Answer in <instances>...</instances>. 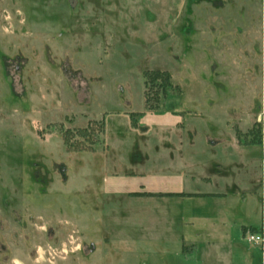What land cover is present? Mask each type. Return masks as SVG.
Masks as SVG:
<instances>
[{
    "label": "rangeland",
    "instance_id": "obj_1",
    "mask_svg": "<svg viewBox=\"0 0 264 264\" xmlns=\"http://www.w3.org/2000/svg\"><path fill=\"white\" fill-rule=\"evenodd\" d=\"M153 71L178 93L147 109ZM189 116L262 146L264 0H0V264H188L122 188L177 169L147 132ZM248 230L215 251L264 264Z\"/></svg>",
    "mask_w": 264,
    "mask_h": 264
},
{
    "label": "crops",
    "instance_id": "obj_2",
    "mask_svg": "<svg viewBox=\"0 0 264 264\" xmlns=\"http://www.w3.org/2000/svg\"><path fill=\"white\" fill-rule=\"evenodd\" d=\"M193 119L190 117L185 126L147 132L155 134L157 144L173 147V162H180L177 169L155 178L144 176L141 184L130 177L122 189L128 193L186 194L154 197L156 227L180 238L177 258L188 264H220L223 259L227 264H251L243 247L238 250L237 246L229 255H221L215 247L230 243L229 231L234 227L241 239L244 228L261 227L264 234V148L258 143L238 142L233 132L210 117L196 119L203 122V128L190 126ZM133 131L128 135L140 134ZM146 138L149 136L142 140ZM252 212L260 213V222ZM199 248L204 253L197 254ZM261 256L264 258L263 253Z\"/></svg>",
    "mask_w": 264,
    "mask_h": 264
},
{
    "label": "trees",
    "instance_id": "obj_3",
    "mask_svg": "<svg viewBox=\"0 0 264 264\" xmlns=\"http://www.w3.org/2000/svg\"><path fill=\"white\" fill-rule=\"evenodd\" d=\"M170 77L167 72L153 71L145 75V106L147 109H153L158 104L160 93L166 94L171 87ZM172 91L178 93V88L172 86ZM154 102V104L152 103ZM133 195H144L143 193H132ZM149 195H168L178 196L186 194H149ZM254 229V228H253Z\"/></svg>",
    "mask_w": 264,
    "mask_h": 264
},
{
    "label": "built area",
    "instance_id": "obj_4",
    "mask_svg": "<svg viewBox=\"0 0 264 264\" xmlns=\"http://www.w3.org/2000/svg\"><path fill=\"white\" fill-rule=\"evenodd\" d=\"M261 144L264 148V137L261 141ZM244 239L252 244H256L259 245L261 247H264V236L262 231L261 232H252V231H246V233L244 234Z\"/></svg>",
    "mask_w": 264,
    "mask_h": 264
}]
</instances>
